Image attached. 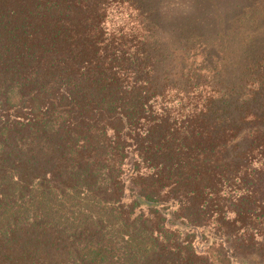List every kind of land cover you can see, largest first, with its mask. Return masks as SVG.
Here are the masks:
<instances>
[{
	"label": "trees",
	"instance_id": "obj_1",
	"mask_svg": "<svg viewBox=\"0 0 264 264\" xmlns=\"http://www.w3.org/2000/svg\"><path fill=\"white\" fill-rule=\"evenodd\" d=\"M0 264H264V0H0Z\"/></svg>",
	"mask_w": 264,
	"mask_h": 264
}]
</instances>
